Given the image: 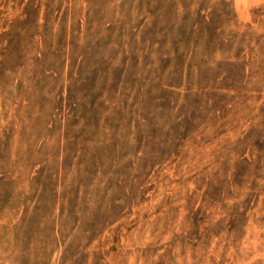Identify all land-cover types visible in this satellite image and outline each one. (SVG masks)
<instances>
[{
  "label": "rangeland",
  "instance_id": "1",
  "mask_svg": "<svg viewBox=\"0 0 264 264\" xmlns=\"http://www.w3.org/2000/svg\"><path fill=\"white\" fill-rule=\"evenodd\" d=\"M120 2L0 0V264H264V0Z\"/></svg>",
  "mask_w": 264,
  "mask_h": 264
},
{
  "label": "trees",
  "instance_id": "2",
  "mask_svg": "<svg viewBox=\"0 0 264 264\" xmlns=\"http://www.w3.org/2000/svg\"><path fill=\"white\" fill-rule=\"evenodd\" d=\"M201 1L121 0L120 4L114 8V10H118L119 16L116 19H111L110 22L130 23L140 16H143V22L146 20L148 23H154L155 21L168 23L184 22L186 18L192 15H201L202 9L196 7L199 6ZM5 28L6 25L0 31V43L8 40L9 31Z\"/></svg>",
  "mask_w": 264,
  "mask_h": 264
}]
</instances>
